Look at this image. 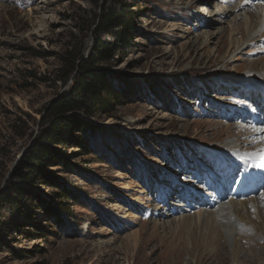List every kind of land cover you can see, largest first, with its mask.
Masks as SVG:
<instances>
[{
	"label": "rangeland",
	"instance_id": "374dc122",
	"mask_svg": "<svg viewBox=\"0 0 264 264\" xmlns=\"http://www.w3.org/2000/svg\"><path fill=\"white\" fill-rule=\"evenodd\" d=\"M210 1L209 11L241 10L209 16ZM260 6L0 0V264H170L177 255L178 264H197L193 237L211 234L205 211L218 212L223 191L233 195L225 206L252 193L263 202L264 168L245 157L258 143L238 142L253 129L264 141V29L242 36ZM107 14L127 23L102 26ZM97 40L109 51L96 66L117 92L87 95L67 114L75 123L65 142L49 144V112ZM40 144L47 163L33 156ZM250 211L241 213L248 222L264 218ZM179 244L190 252L178 254Z\"/></svg>",
	"mask_w": 264,
	"mask_h": 264
},
{
	"label": "bare ground",
	"instance_id": "6f19581e",
	"mask_svg": "<svg viewBox=\"0 0 264 264\" xmlns=\"http://www.w3.org/2000/svg\"><path fill=\"white\" fill-rule=\"evenodd\" d=\"M200 2H204V0H200ZM205 8L207 11H203V12L210 14L209 16H213L212 14H215V15H220L222 17L225 16V18H227L231 14H237L241 10V7H238L235 4L234 6L227 7V8L216 7L214 8L215 9L214 12L209 11L208 9L213 8V3L211 1L206 3ZM238 16L239 15H236V18ZM250 19L251 20H249V23L246 26V29L242 32V36L244 38L253 37L257 33V31H259L262 28L264 29V6H260L257 12L252 14ZM201 20L202 22H204L205 19L201 18ZM212 20L216 21L215 19H212ZM203 25L206 26L207 23H203ZM209 25H211V23H209ZM243 46H244V43L239 41L237 43L236 51L240 50V48H242ZM229 56L230 54L227 55L226 57L228 58ZM223 60L225 61L224 58H222V61ZM259 71H261V73L264 75V67H262ZM244 84L248 86L247 82H244ZM257 88H260V87H257ZM234 129H236L235 132H238L241 134V129L239 128H234ZM262 131H263L262 129L261 130L253 129L250 131V134H251L250 139H246L242 137V134H241L240 140L238 141L240 144H245V143L250 144L249 143L250 141L254 142V144L258 143V146L255 145L256 147L253 149L254 154L245 155V157L246 159L251 158L250 159L251 161L255 159L257 163L259 164V166L261 165L260 163L261 160L264 159V141L261 137L263 135L261 134ZM230 132L232 133L233 131H229V133ZM228 149L235 152L237 151L238 148L236 149L235 145H230ZM249 171H251V169L247 170L246 168L244 170L245 174L247 173L249 174L250 173ZM254 175H257V174L254 173ZM251 188L253 189V192H254L255 188L254 187H251ZM247 195L249 194L244 193V196H247ZM232 196L233 195L229 193L226 189L218 197V200H216L217 203L216 202L214 203V205L216 204V206L220 205L219 208L217 209L218 212L213 213V212L205 211L207 213L206 215H208V218H207L208 222L207 221L206 222L208 226H210V229H207V230H209L211 234L206 236V233L204 232V234L200 233L199 235L193 237V242H192L193 246L190 250L191 252L197 255L196 256L197 264H236L235 259H237L242 264H255L257 261V257L258 258L262 256L264 257V218H262L261 221L259 220V222L257 220L248 222L246 218L241 216L242 212H244L245 215L250 214L251 209L254 212L256 208H258L259 211H264V201L255 202V200L250 199L249 198L250 196H248V197H244L245 200L239 202L238 204H235L233 203V201H231V203L227 204L226 206L222 205L221 202L223 199L230 198L231 200H233ZM255 203H258V205H256ZM212 204L213 203L210 201L209 202L205 201L204 207H208L207 209L209 210L210 207H214V205ZM234 205H236L237 207ZM253 218L256 219V216L254 215ZM185 220L187 219L185 218ZM215 220H218V222H216V225L218 224V226L214 225ZM187 222L188 221H184L183 219L182 224L180 222L178 223V227L183 226V225L185 226L188 225ZM260 231L262 232L260 233ZM238 238H241V239L238 240ZM242 242H244L245 244L249 246L248 251H243L244 249L242 248V244H241ZM232 247L235 248L234 249L235 251H237L233 253L234 262L231 256L232 253L228 249ZM176 248H178V252H179L178 254L180 255H183L184 252L186 251L190 252V250H187L185 246L180 247V244L176 246ZM174 252L175 251H173V253ZM178 258L180 259V256L178 255L176 257H172L170 259V264H178L179 263Z\"/></svg>",
	"mask_w": 264,
	"mask_h": 264
},
{
	"label": "trees",
	"instance_id": "16d2710c",
	"mask_svg": "<svg viewBox=\"0 0 264 264\" xmlns=\"http://www.w3.org/2000/svg\"><path fill=\"white\" fill-rule=\"evenodd\" d=\"M126 20L127 16L125 14H107L102 20V26L124 24L127 23ZM108 51L109 48L106 46V43L97 40L90 57L78 65L79 70L72 91L66 97L54 102L49 112L50 126L44 136L49 144L65 142L67 135L75 123L74 119L67 114L70 111L84 108L87 95L101 101L102 94L104 93L106 95L116 94L117 91L106 79L105 70L96 66L98 63L97 57L107 55ZM37 147L38 153L33 155L35 160L41 164L43 162L47 163L49 156H51L48 152V146L40 144Z\"/></svg>",
	"mask_w": 264,
	"mask_h": 264
},
{
	"label": "snow or ice",
	"instance_id": "6c2138e0",
	"mask_svg": "<svg viewBox=\"0 0 264 264\" xmlns=\"http://www.w3.org/2000/svg\"><path fill=\"white\" fill-rule=\"evenodd\" d=\"M260 167L264 168V164H261Z\"/></svg>",
	"mask_w": 264,
	"mask_h": 264
}]
</instances>
